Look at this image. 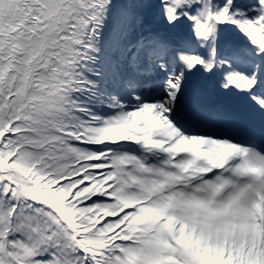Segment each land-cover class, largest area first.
<instances>
[{"label": "snow or ice", "instance_id": "obj_1", "mask_svg": "<svg viewBox=\"0 0 264 264\" xmlns=\"http://www.w3.org/2000/svg\"><path fill=\"white\" fill-rule=\"evenodd\" d=\"M0 264H264V0H0Z\"/></svg>", "mask_w": 264, "mask_h": 264}]
</instances>
